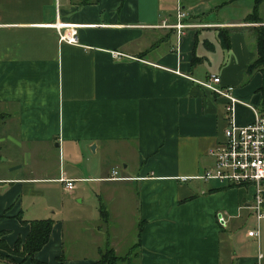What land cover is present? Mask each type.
Returning a JSON list of instances; mask_svg holds the SVG:
<instances>
[{"label":"crops","instance_id":"obj_1","mask_svg":"<svg viewBox=\"0 0 264 264\" xmlns=\"http://www.w3.org/2000/svg\"><path fill=\"white\" fill-rule=\"evenodd\" d=\"M174 2L0 0L6 247L24 241L30 220L51 219L33 259L93 264L105 247L123 250L126 223L136 264H264V222L247 235L251 188L196 177L227 126L224 99L199 81L214 75L231 87L236 125L264 110L262 75L248 69L264 0L254 20L253 0ZM178 6L186 27L177 36L169 25ZM55 15L73 26L62 32L75 33L76 44L58 40ZM112 169L119 179H107ZM2 254L0 264H14ZM18 256L16 264H31Z\"/></svg>","mask_w":264,"mask_h":264},{"label":"built area","instance_id":"obj_2","mask_svg":"<svg viewBox=\"0 0 264 264\" xmlns=\"http://www.w3.org/2000/svg\"><path fill=\"white\" fill-rule=\"evenodd\" d=\"M185 12L179 8L176 9V19L174 27L177 36L182 33L185 24L180 23ZM163 24V21H162ZM58 35L59 41L67 43H77L75 33L64 34L63 28L73 27L55 20L49 24ZM114 56L120 53L113 52ZM199 85L209 90L225 101V111L227 114V126L223 130V139L220 143L214 145L208 150L212 157V165L205 168L197 178L203 181H218L225 184L242 188H251V198L249 208L254 216L255 227L247 231L248 236H258V226L264 222V110L253 109V120L243 125H236L231 120V107L236 99L231 94L230 86H219V78L210 75L208 79L199 81ZM109 180L119 179L117 171L112 169ZM185 179V178H181ZM63 188L70 191L73 188V180L60 178ZM216 223L223 226L224 217L218 213L215 216Z\"/></svg>","mask_w":264,"mask_h":264},{"label":"trees","instance_id":"obj_3","mask_svg":"<svg viewBox=\"0 0 264 264\" xmlns=\"http://www.w3.org/2000/svg\"><path fill=\"white\" fill-rule=\"evenodd\" d=\"M261 0H253L254 7L251 19H256V8L258 3ZM255 48H256V57L248 66L249 70L258 68L262 75V83L259 88L260 93V104L261 108H264V26L258 27L255 29L254 34ZM262 108V109H263ZM100 216L105 220V211L100 207ZM52 221L51 219H34L29 221V231L23 242L19 240L15 242L14 247L16 250L20 247V255L29 256V261L31 264H46L41 261L33 259L32 255L37 251L42 245L47 241ZM4 243L0 240V246ZM122 257V256H121ZM120 256H116L112 248L105 247L101 250L98 258L93 264H116L117 261H120ZM12 263L16 264L14 260H9ZM19 264V263H17Z\"/></svg>","mask_w":264,"mask_h":264},{"label":"rangeland","instance_id":"obj_4","mask_svg":"<svg viewBox=\"0 0 264 264\" xmlns=\"http://www.w3.org/2000/svg\"><path fill=\"white\" fill-rule=\"evenodd\" d=\"M175 1V2H174ZM177 2H183V1H187V2H201L202 4L208 3L209 0H173L174 3ZM187 6L189 4H186ZM185 5V9H187V6ZM229 8V7H228ZM228 10V9H227ZM2 157H0L1 160ZM4 174L1 167H0V175ZM13 175V173H12ZM22 175H27L26 171H22ZM126 222V220H125ZM122 226V231L125 232V235H122V237L120 238L124 243L122 245V251H120L118 253V255L116 254V256L119 257V255H121L120 257V261H117L116 264H136V246H131L130 248L127 249L128 247V239L129 236H126L128 231L126 230L127 226L126 223L125 224H121ZM129 234V233H128ZM0 248H2L3 251H5V254H2L4 257H6L8 260H14V258H17L18 255H20V248H18L16 250V248L13 247L12 248H8L5 245H1ZM125 248V249H124ZM19 257V256H18Z\"/></svg>","mask_w":264,"mask_h":264}]
</instances>
